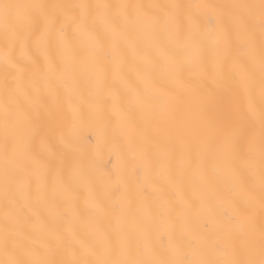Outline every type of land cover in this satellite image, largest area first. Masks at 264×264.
I'll return each mask as SVG.
<instances>
[{
	"label": "snow or ice",
	"instance_id": "obj_1",
	"mask_svg": "<svg viewBox=\"0 0 264 264\" xmlns=\"http://www.w3.org/2000/svg\"><path fill=\"white\" fill-rule=\"evenodd\" d=\"M0 264H264V0H0Z\"/></svg>",
	"mask_w": 264,
	"mask_h": 264
},
{
	"label": "bare ground",
	"instance_id": "obj_2",
	"mask_svg": "<svg viewBox=\"0 0 264 264\" xmlns=\"http://www.w3.org/2000/svg\"><path fill=\"white\" fill-rule=\"evenodd\" d=\"M144 2H149V0H144ZM85 134L87 135L88 134V129L85 128Z\"/></svg>",
	"mask_w": 264,
	"mask_h": 264
}]
</instances>
